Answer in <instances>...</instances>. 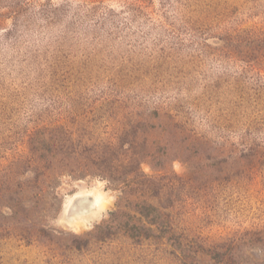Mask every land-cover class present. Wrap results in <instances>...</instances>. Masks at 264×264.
<instances>
[{"label": "rangeland", "instance_id": "1", "mask_svg": "<svg viewBox=\"0 0 264 264\" xmlns=\"http://www.w3.org/2000/svg\"><path fill=\"white\" fill-rule=\"evenodd\" d=\"M0 264H264V0H0Z\"/></svg>", "mask_w": 264, "mask_h": 264}, {"label": "bare ground", "instance_id": "2", "mask_svg": "<svg viewBox=\"0 0 264 264\" xmlns=\"http://www.w3.org/2000/svg\"><path fill=\"white\" fill-rule=\"evenodd\" d=\"M77 197H88V198H94V202L93 204L97 206V212H92L90 210V206L88 205V212H86L85 215H81L82 213L85 212V210L83 209L84 208V202L83 200L81 199H77V202H76V205L78 207V211L75 213L76 215H78L79 217L81 216V220L85 221L86 222H90L92 223L95 219H97L100 214L103 213L104 210H106L107 208V204H105V198L103 197V195L100 193V190L97 191V190H91V191H88V192H84V193H78L77 194ZM109 204V203H108ZM89 212H92L93 214H89ZM74 217V216H73ZM68 218V217H67ZM71 219V218H70ZM69 219V220H70ZM72 220V219H71ZM80 219H77V217L75 219H73L72 221H75V225L77 226H80V222H79ZM73 223V224H74ZM83 224V223H82ZM70 225V224H68ZM87 225V224H86ZM85 225V226H86ZM84 226V227H85ZM89 226V225H88ZM72 227V226H71ZM77 230V229H76Z\"/></svg>", "mask_w": 264, "mask_h": 264}]
</instances>
